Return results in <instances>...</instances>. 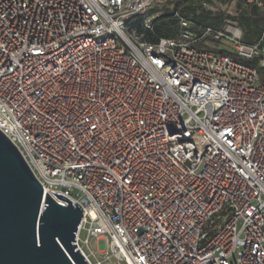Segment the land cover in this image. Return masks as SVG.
I'll return each instance as SVG.
<instances>
[{"label":"built area","instance_id":"built-area-1","mask_svg":"<svg viewBox=\"0 0 264 264\" xmlns=\"http://www.w3.org/2000/svg\"><path fill=\"white\" fill-rule=\"evenodd\" d=\"M164 2L0 0V132L81 208L89 264H264V29L176 15L147 42L134 24Z\"/></svg>","mask_w":264,"mask_h":264},{"label":"water","instance_id":"water-1","mask_svg":"<svg viewBox=\"0 0 264 264\" xmlns=\"http://www.w3.org/2000/svg\"><path fill=\"white\" fill-rule=\"evenodd\" d=\"M50 193V192H49ZM46 193L0 132V264H89L75 244L81 208Z\"/></svg>","mask_w":264,"mask_h":264},{"label":"rangeland","instance_id":"rangeland-1","mask_svg":"<svg viewBox=\"0 0 264 264\" xmlns=\"http://www.w3.org/2000/svg\"><path fill=\"white\" fill-rule=\"evenodd\" d=\"M183 3L186 5V7L194 9L193 14L183 15V18L190 22L194 30H196L200 26H211L213 28L218 29L223 26L225 19L235 21L234 19L239 18V17H259L260 21L257 23V26L261 31L264 29V10H255L250 7L244 8L241 1H239V3H237L236 5L237 10H238L237 17L231 16L232 12L230 10V3L228 5L226 12L222 13V12H211V11L205 10L200 5L193 3L191 0H165L163 4H160L158 6L151 8L147 13V17L150 18L152 21L163 19L167 15L166 11H172ZM201 15H205L207 17L203 23H197L192 18L194 16H201ZM235 22L237 23V21ZM135 25L136 26L140 25V21H136L134 26ZM242 31L244 32L243 28H242ZM206 43H207L208 48L200 47V49L214 51L215 49H218L220 47V44L218 42H213V41L208 40L206 41ZM85 239H86V233L81 232L80 240H81L82 249L84 250L85 253H88L86 247L83 245V241ZM98 247H99V244L97 240L91 238L89 240V249L96 252Z\"/></svg>","mask_w":264,"mask_h":264},{"label":"trees","instance_id":"trees-1","mask_svg":"<svg viewBox=\"0 0 264 264\" xmlns=\"http://www.w3.org/2000/svg\"><path fill=\"white\" fill-rule=\"evenodd\" d=\"M255 9V8H253ZM257 10V9H255ZM167 15L163 19L153 21L152 31H143L141 27L135 25L138 33L143 34V38L147 42H156L158 39H174L179 34V24L176 18L183 17L184 14H193L194 9L186 7L183 3L172 11H166ZM193 20L197 23H203L207 18L205 15L194 16ZM235 21L243 28L244 42L252 43L261 35V30L258 28L257 23L260 21L259 17H239Z\"/></svg>","mask_w":264,"mask_h":264}]
</instances>
